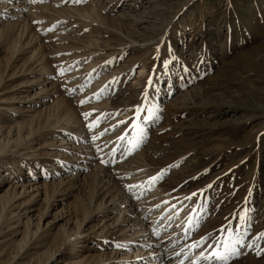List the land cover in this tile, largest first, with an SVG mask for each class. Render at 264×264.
<instances>
[{"label":"rangeland","instance_id":"374dc122","mask_svg":"<svg viewBox=\"0 0 264 264\" xmlns=\"http://www.w3.org/2000/svg\"><path fill=\"white\" fill-rule=\"evenodd\" d=\"M26 4L0 25V264H131L147 240L142 264H192L217 236L264 264V0Z\"/></svg>","mask_w":264,"mask_h":264},{"label":"bare ground","instance_id":"6f19581e","mask_svg":"<svg viewBox=\"0 0 264 264\" xmlns=\"http://www.w3.org/2000/svg\"><path fill=\"white\" fill-rule=\"evenodd\" d=\"M0 2L1 3H3V5H2V8H3V11L0 13V25H2V24H4V23H6V22H8L9 20V18L10 19H12V21H14V22H22L23 21V23H26V21H24V20H26V18H27V15L30 13V8L28 7V5L26 4V0H0ZM29 4V3H28ZM30 4H32V3H30ZM0 8H1V6H0ZM33 10V9H32ZM34 11V10H33ZM33 14H35L34 12H33ZM5 17L6 18H8L7 20L5 19ZM30 17V16H29ZM28 19V18H27ZM6 20V21H5ZM7 24V23H6ZM18 24V23H17ZM16 25V24H15ZM88 140V139H87ZM140 141V140H139ZM85 143V142H84ZM88 143H89V140H88ZM135 144H134V147L137 145L136 144V141L134 142ZM77 144V143H76ZM133 147V148H134ZM132 147L128 150V151H130V150H132L133 149ZM116 152V149H115V151H114V153ZM82 153V152H81ZM80 153V154H81ZM89 154V151L88 152H86V155H88ZM121 155H122V153H120V154H118V157H121ZM72 157V156H71ZM93 157V156H92ZM89 158V157H88ZM118 159V158H117ZM95 160V159H94ZM93 160V161H94ZM89 161L91 162L92 160L89 158ZM95 162H93V164H94ZM111 163V162H110ZM96 165V164H95ZM98 166V165H97ZM82 167L83 168H87V167H89L90 168V165H88V164H84V165H82ZM98 168V167H97ZM94 172V171H93ZM74 178H76V176H74ZM75 185V184H74ZM140 194V193H139ZM138 199L136 198V197H134L133 195L132 196H128V197H125V198H123V201H122V203H124L126 206L125 207H123V208H121V212H120V214L122 213H127V214H132V215H134V214H136V213H138L137 215V218H135L133 221H131V226L133 227V228H135L134 229V232H133V235H137V234H148V236H149V238H150V240H151V242L152 241H154V239H152V237L153 236H155V234H156V231H158L157 229H158V227L157 226H159V225H157V226H155L156 228H154V229H152L151 230V228H150V226H151V224L150 223H152L153 221H151V219H150V222H149V224L147 225L146 224V219H145V217H146V215H148V213L150 212V206L149 205H147L146 204V210L147 211H145V208H143V209H140V206L142 205L141 203H142V201L141 200H139V201H137ZM145 200V199H144ZM114 202V201H113ZM112 201H110L109 200V203H113ZM121 203V202H120ZM144 203H146V202H144ZM123 205V204H122ZM144 205V204H143ZM145 206V205H144ZM152 206V205H151ZM114 207V206H113ZM128 209V210H127ZM119 214V215H120ZM121 214V215H122ZM119 215H118V217H119ZM159 215V213H156L155 214V216L154 217H156V216H158ZM86 217V216H85ZM118 219V218H117ZM120 219V218H119ZM137 219V220H136ZM123 223H127V221L125 222L124 221V219H123ZM130 224V223H129ZM136 227L138 228V229H136ZM160 228V227H159ZM129 229V228H128ZM125 230V229H124ZM130 230V229H129ZM152 233H154V234H152ZM129 235V234H128ZM128 240V239H127ZM148 241V240H147ZM147 241H144V242H141L140 244V247L141 248H145V250H136L137 252H140V254H138V256H137V258H136V261H134L133 263H131V264H142V260H137L138 259V257L140 258L141 256H144V257H146L147 259H151V262H152V259H158V258H162L161 257V255H160V253H155V251H156V248H158V246L156 247V248H154V249H152L153 247H149V248H151V250H149V248H147V246H151V245H148L149 243H147ZM148 242H150V241H148ZM156 243V242H155ZM160 246V245H159ZM139 247V248H140ZM233 247V246H232ZM163 248V247H162ZM163 250H165V249H163ZM136 252V253H137ZM144 252H146V253H144ZM131 253V252H130ZM136 253H135V255H136ZM129 255V254H128ZM134 255V256H135ZM151 255H155V256H152L151 257ZM132 256H133V254H132ZM141 259H144V258H142L141 257ZM120 260H123V258H121ZM131 259H129V261H130ZM132 261V260H131ZM150 261V260H149ZM120 262V261H119ZM205 262H207V261H205ZM155 263V262H154ZM157 263V262H156ZM151 264V263H150Z\"/></svg>","mask_w":264,"mask_h":264},{"label":"snow or ice","instance_id":"6c2138e0","mask_svg":"<svg viewBox=\"0 0 264 264\" xmlns=\"http://www.w3.org/2000/svg\"><path fill=\"white\" fill-rule=\"evenodd\" d=\"M35 2V0H33ZM152 83L151 77L149 78V84ZM71 91V90H69ZM147 96V93H145ZM81 104L86 103L85 100L80 101ZM142 109L140 107L136 108V112L139 113ZM151 111V109H149ZM85 116L91 115L90 113H84ZM150 118V117H149ZM123 123V121L121 122ZM91 127V125H89ZM142 139V137H141ZM102 163H106L105 161L101 160ZM164 175V170H161L160 174L154 175L150 177L149 183L155 185V183L159 182L161 180V177ZM129 190L139 187L138 185H127L126 186ZM208 188H211V185H208ZM207 189H201L199 192H193L191 193L186 199L191 200L193 197L197 196L198 194L205 197V200H207L206 194ZM175 207V206H173ZM189 227L191 228V222L189 224ZM223 230V226L222 229ZM210 239V237H202L199 240L194 241L192 244L188 245V248L191 250L193 248L200 249L206 244V249L199 252L197 259L195 261H192V264H198V261L200 259H203L205 261L211 262V260H216L217 264H220V262H223V264H227V261L232 257L233 248L229 245L228 240L224 239L222 242V238L220 236H217L215 238L214 243H208L207 241ZM216 245H220V247H216ZM120 245H117L119 247ZM260 252H257V255H260ZM177 256L180 255V253H176ZM181 264H184L183 261H181Z\"/></svg>","mask_w":264,"mask_h":264}]
</instances>
